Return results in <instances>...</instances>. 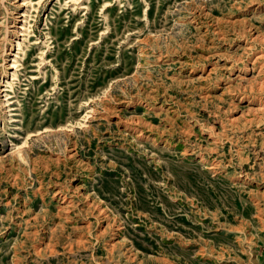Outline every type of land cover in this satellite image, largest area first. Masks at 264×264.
I'll use <instances>...</instances> for the list:
<instances>
[{
	"label": "rangeland",
	"instance_id": "1",
	"mask_svg": "<svg viewBox=\"0 0 264 264\" xmlns=\"http://www.w3.org/2000/svg\"><path fill=\"white\" fill-rule=\"evenodd\" d=\"M0 264H264V0H0Z\"/></svg>",
	"mask_w": 264,
	"mask_h": 264
}]
</instances>
